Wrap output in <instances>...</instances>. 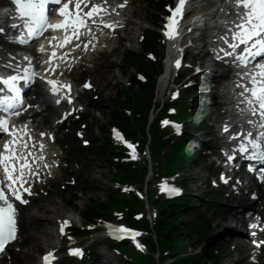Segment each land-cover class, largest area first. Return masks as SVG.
Returning <instances> with one entry per match:
<instances>
[{
    "label": "snow or ice",
    "instance_id": "snow-or-ice-1",
    "mask_svg": "<svg viewBox=\"0 0 264 264\" xmlns=\"http://www.w3.org/2000/svg\"><path fill=\"white\" fill-rule=\"evenodd\" d=\"M11 2L15 5V12L18 15L15 17L17 23L11 24L10 27L19 33L17 39L20 43H27L33 38L41 36L47 28L62 29L65 32L64 39L55 47L64 49L66 45H69V51L80 49L81 52H86L89 50L90 45L93 48L95 47L92 41L98 39L93 34L94 29H100L101 25L103 28L108 29H114L117 26L103 19V15L108 13V0H51V2L60 5L58 15L63 18L61 22L55 24H49L46 15L45 6L50 0H11ZM126 2L127 0L122 4H118L117 7L123 8ZM185 2L186 0H178L174 10L169 7L172 15L166 18L170 23H166L164 28V36L169 40L176 35L173 28L177 21L174 17L182 14V7ZM229 3L232 7L227 10L229 17L225 22L227 31L217 35V40L222 41L217 58L222 59L220 55L222 53L223 57H230V62L235 63L237 67L248 69L236 73L239 77L236 87L240 91L235 95L241 99L234 107L247 120L251 128L259 130L254 134L252 130H244L241 126L240 131L231 132L229 139L234 143L230 145L232 154L227 155V160H234L236 154H248L264 160V63H256L251 68L248 67L255 57L264 54V0H229ZM112 11L115 12L116 9L112 8ZM221 11L224 10L221 9ZM85 29L89 33L88 39H82V30ZM2 32H4V28H0V33ZM53 39L55 38L49 39L50 46ZM241 46H243L242 50ZM55 47L52 48L46 61L49 68L44 69L45 72L50 74L56 73L58 67L53 63L54 60L79 59L78 56L70 57L69 51H64L60 56H57ZM40 51H46L43 45H41ZM25 59L28 58L25 57ZM180 64L181 61L177 59L175 61L176 67H179ZM30 65L31 61L29 60ZM17 68L19 69L20 66L17 65ZM21 70L25 75L21 76L13 73L0 76V84L6 86L8 93L0 96V113H4V115H0V140L3 139V133L11 136L10 140L2 144V150H0V174H2L0 175V251H3L5 245L15 239L16 221L14 213L16 209L11 202L12 198L26 203L27 201L23 199L22 192L31 194L29 179H39L37 169L41 165L46 168L50 167L45 162L43 154L33 155V149H35L37 143H39L40 150L45 148L42 139L36 140L26 124L19 129L15 126L12 128L8 126L9 117L18 116L24 110L17 84L19 81L31 79V76L28 75V67ZM46 82L50 85L53 94H57L61 89H68L70 92V85L63 84L55 78H46ZM84 87H90V85L85 84ZM4 91V88H0V92ZM68 100L71 103L70 95ZM57 103H60V101L58 100ZM27 107H31V105ZM245 113H250L256 119L248 118L244 115ZM164 123H167V121H164ZM230 127L226 124L223 130L228 132ZM45 135L43 132L40 133L41 138ZM116 135L119 139V134ZM29 141H33V143L30 144ZM128 146L132 147L131 144ZM259 178L264 181V176ZM162 190H164L163 186ZM169 191L175 192L178 190L169 189ZM67 223L68 221H64L60 227L62 235L64 234V225ZM250 227L255 228L258 225L253 224ZM109 232L110 234L114 232L130 233L133 237L137 235L133 230L124 226L116 229L109 226ZM69 240H71L70 236ZM254 243L257 242L254 241ZM137 246L140 247L139 244ZM70 252L78 255L80 249H70ZM51 258H53V253L50 251L43 256L45 264H50Z\"/></svg>",
    "mask_w": 264,
    "mask_h": 264
},
{
    "label": "rangeland",
    "instance_id": "rangeland-1",
    "mask_svg": "<svg viewBox=\"0 0 264 264\" xmlns=\"http://www.w3.org/2000/svg\"><path fill=\"white\" fill-rule=\"evenodd\" d=\"M131 11H132V14L135 15V17H137L135 21L138 19L139 30H136V33L133 36V39L131 42L125 40L121 51L116 56L111 57L110 60H107V63L109 61H114L115 63V67H113L112 74L115 75L116 80H111V82L108 85L103 86V78L101 76L100 70L103 74L104 68L101 69V67L94 69V71L91 73V76L87 74V71L85 70V68L79 70L75 74V79L77 80H83L87 78L90 80L92 79L94 81L93 84L95 85L94 86L95 90L87 93L85 97H83L80 100H81V104L86 106V113L84 117L87 119V122L89 123V125L94 129L95 134H97L96 138H99L96 127H100V126L105 127L106 123L108 122L109 107L112 103V100L115 97L116 87L118 88L125 87L127 84L128 77L130 76V74L132 75V70H125L124 74H122L117 69L121 61L123 50H131V51L140 52L141 46L140 44L137 45L138 33H140L141 30H143L146 27L147 28L151 27L150 16H149L150 9L146 5V0H134ZM93 95L100 96L99 110L92 109L89 106V101L93 99ZM157 95L159 94H156V97H154L155 98L154 102H158L160 99L157 97ZM197 102L200 103L201 100H198ZM197 109L198 108H196V110ZM49 125L50 123L48 119L47 122L45 123V126L48 127ZM192 135L197 137L198 139L201 137L199 134L193 133ZM67 136L69 137L66 139L68 141H71V137H73L74 135L70 134ZM67 158L70 161V166L65 170V172H63L64 176L63 178H61L62 180H60V184L57 185L56 190L52 191V193L48 197L41 198L38 201L36 200L30 208L26 209L23 212L22 226L25 228V232H24V236H21L20 239L21 240L24 239L25 248L28 246L29 236L36 233L39 229H42L48 226L47 225L49 221V219L47 220L48 217H50L51 219V226L53 227L54 230H56V223H54L52 219L53 216H60V218H62V217H66L71 212L78 213V211H82L84 209L85 205H87L90 199L105 200L106 196L108 195V188H110V181L113 178V173L108 168L107 162L105 160H96L93 158H89L85 162L79 161L77 158H74L71 155L70 150L67 153ZM192 159L193 160L190 162L191 164L184 168L183 175L187 177L188 180H190L188 190L190 191V193L197 196V195L203 194L206 191V186L204 185L205 173L202 172L200 168H198L197 165H194L196 158H192ZM78 162H83L82 168H78V166H76L78 165ZM86 165L89 167V169ZM187 169H188V174H187ZM76 174H81L80 176H82V178L78 179L76 186L70 187L71 186L70 184L72 181L71 175H73L74 177ZM85 178L88 179V181H90L91 184L90 186L84 188L85 190L84 193H81L80 191L82 188L81 185L84 181L83 179ZM191 180L193 181L191 182ZM65 186L68 187L66 193H64L63 191L65 190L64 189ZM52 188H55L54 184L49 185L48 191ZM71 195H75L74 197H75V200L77 201L76 211L68 207L66 203L68 201V198ZM40 197H44V194L41 195ZM50 201H54L55 204H58V207H56L57 212H54L51 215V213L45 212L44 210H39V211L37 210L38 208L37 206L39 203H48ZM225 201L226 200L223 198L222 203ZM32 213L36 214V219L32 217ZM195 239L196 237H193V239L189 240L188 243H193ZM226 239H228V237ZM92 241L86 240L85 244L88 245ZM94 241L99 244V248L96 250V253L100 254V256H102V259L104 258V261L109 260L110 264H122L120 257L117 255L115 256L110 251V249L106 247V245L101 241L100 238H96L94 239ZM221 243L222 245H225L226 241H222ZM19 248H20V244L19 245L16 244L10 250L12 251L13 257L14 258L16 257L18 260L17 263H14V264H24L25 263V260L21 259V254L24 253L26 249L24 248L25 250L22 249L23 251H20ZM226 248H227V245L221 249L222 262L220 264H237L239 261V256H235V254H233V255H230L229 257H226V254H227ZM43 250L44 249H39L37 253H35L31 259H28V262L29 263L36 262V260L38 259V255L41 252H43ZM12 259L11 258L5 259L7 261L6 264H10L11 261L9 260H12ZM134 259L136 260V255ZM208 263L209 261L206 260L202 264H208ZM100 264L102 263L100 262ZM103 264H106V263L103 262Z\"/></svg>",
    "mask_w": 264,
    "mask_h": 264
},
{
    "label": "trees",
    "instance_id": "trees-1",
    "mask_svg": "<svg viewBox=\"0 0 264 264\" xmlns=\"http://www.w3.org/2000/svg\"><path fill=\"white\" fill-rule=\"evenodd\" d=\"M155 34L147 33L145 36V43L147 48L153 49ZM142 57V56H141ZM141 57H137L134 53H127L126 58L124 60L125 64L130 67L136 68V60L138 62ZM142 63V59H141ZM143 65V63H142ZM146 67V66H145ZM149 69L150 67H146L147 71H143V73L149 77ZM141 71V70H140ZM131 81L136 83L134 77H131ZM141 98L136 102V91L132 88H127L126 90L119 91L118 97L121 95L125 96V100L121 101L116 99V106L111 107L109 121L108 123L111 125H117L121 129H123L129 138H136V124L138 125V130L143 132L145 122L136 120V112L140 115H145L148 111L151 97V89L149 86H142L140 89ZM131 109V116L128 117L123 109ZM99 138L94 139L92 148L90 149L88 156L91 158H95L98 160H106L108 165L113 167L116 170L115 181L119 182H134L136 181V166L129 163L119 162L115 164L111 157L116 155L113 152V147L109 143L108 137L106 136L107 129L100 126L97 128ZM92 136L94 132L91 133ZM160 146L158 143H154L153 150L156 151ZM186 153L182 150V146H176L172 148L170 151L171 165L178 166L180 162L185 160ZM117 156H121L117 154ZM109 195L107 197L106 202H102L100 199L98 200H90L89 205L86 207V217L91 218L93 216H104L110 217V212L112 210H122L124 207L131 206L129 210V214L135 211V204L133 198H131L130 202L125 200V198L121 197L119 193L115 190L109 189ZM195 198L185 196L180 200L166 203L161 206V214L158 218L157 232L160 237V248H165L169 245V243L174 241H184L186 240L196 229V223L185 222L184 218L187 214L192 210V203L195 202ZM198 201V200H197ZM70 205L73 206V202H70ZM130 220V218H129ZM203 229L202 233L207 232L206 226L201 227ZM162 237V239H161ZM201 257L194 256L183 258L177 261L175 264H200Z\"/></svg>",
    "mask_w": 264,
    "mask_h": 264
},
{
    "label": "bare ground",
    "instance_id": "bare-ground-1",
    "mask_svg": "<svg viewBox=\"0 0 264 264\" xmlns=\"http://www.w3.org/2000/svg\"><path fill=\"white\" fill-rule=\"evenodd\" d=\"M134 17H135V15H134ZM135 19H136V17L134 18V21L128 20L127 30H126L125 34H123V36L121 38H119L118 43L123 41V40H127L129 42L132 41L133 36L136 33V30H139V23L137 21H135ZM119 52H120V49L118 47L117 49H115L111 53L105 52V53L99 54L97 57L94 58L95 64H97L99 66V68L101 67V69L104 68L103 74H102L103 86L108 85L111 82V80H116L115 75L112 74V70H113V67H115V63H114V61H109L107 63V60H110L111 57L116 56ZM92 69H94V68H89V71H87V73L89 75H91V73L93 72ZM42 102L45 105L46 116L47 115L49 116V123H51L52 120L54 119L55 115L56 116L58 115V117L60 116L59 110L54 108L46 99L43 100ZM37 171H39V170H37ZM39 174H40V172H39ZM37 207H38L37 208L38 211L44 210L45 212H49L52 215L54 212H57L56 207H58V204H55L54 201H50L48 203H39ZM32 217L34 219H36V214L32 213ZM56 218H60V216H53L52 217L53 221H56ZM48 219H49V221L47 223V225H48L47 227L39 229L36 233L29 236L28 246L26 247L25 252L21 254L22 257L24 259H26V261H28V259H31L33 257V255L35 253H37V251L39 249H45V248L48 249V248H55L56 247V241H55L57 238V235L55 234L56 230H54L53 227L51 226L50 217H48L47 220ZM229 243L236 244V245L241 244L240 241L234 236H231ZM101 262H106V264H110L109 260H106V261L101 260Z\"/></svg>",
    "mask_w": 264,
    "mask_h": 264
}]
</instances>
